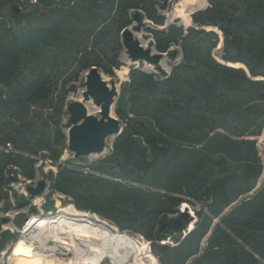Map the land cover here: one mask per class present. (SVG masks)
<instances>
[{"label":"trees","instance_id":"trees-1","mask_svg":"<svg viewBox=\"0 0 264 264\" xmlns=\"http://www.w3.org/2000/svg\"><path fill=\"white\" fill-rule=\"evenodd\" d=\"M147 2L0 0V146L10 142L19 151L0 148V210L12 208L9 190L18 174L36 176L34 155L46 151L58 161L64 153L67 137L61 121L71 78L93 65L114 73L121 65V31L140 13L165 23L164 15ZM209 2L193 13L195 25L187 30L176 23L150 28L158 50L172 57L182 54V59L165 75L131 71L119 98L127 111L116 109L128 124L115 150L97 162L128 168L134 180L163 191L123 185L69 166L89 164L109 173L87 156L69 159L51 174L52 188L72 196L77 208L98 212L122 228L141 223L163 264H185L198 253L214 218L253 190L264 169L256 138L264 128V79L219 62L213 56L218 35L204 27L223 28L225 59L243 61L253 76H264V0ZM5 3L10 5L7 11ZM17 5H23L22 11ZM184 194L203 203L195 228L182 239L179 232L177 245L163 244L159 241L172 237L171 229L187 220L177 209ZM15 196L17 207L27 204L23 194ZM174 212L178 214L171 217ZM233 231L264 255V185L254 199L220 217L209 247L194 264H255L257 259L247 251H234L238 243Z\"/></svg>","mask_w":264,"mask_h":264},{"label":"rangeland","instance_id":"rangeland-1","mask_svg":"<svg viewBox=\"0 0 264 264\" xmlns=\"http://www.w3.org/2000/svg\"><path fill=\"white\" fill-rule=\"evenodd\" d=\"M26 1V0H22ZM147 4L155 5L154 9H157V14H163L165 18L164 24H156L155 22L151 21L150 18H148L145 14L141 15V11H139V15L137 18L133 19L132 23L129 25V27L133 30L135 33V36L139 38L141 43L145 46L151 45L152 42H155V37L152 34L150 28L151 27H158L161 29H167L170 24L176 23L181 24L184 26V28H188L190 26H194L195 23L192 20V13L193 11L204 9L209 5V0H166L165 1V7H161L164 0H159L160 3L155 4V0H147ZM152 2V3H151ZM149 5V6H150ZM23 5H17V9H19V12L22 11ZM31 6V5H29ZM8 7L10 5L8 3L4 4V10L7 11ZM33 7H31L29 11L33 10ZM143 12V11H142ZM183 12V13H182ZM141 15V16H140ZM209 27V26H208ZM207 27V28H208ZM211 27H209L210 29ZM185 29V30H186ZM214 29L218 35L219 43L217 46L213 49V56L217 58V60L220 59L224 60L223 54H224V40L226 38V33L224 32L223 28L216 25L214 26ZM213 29V30H214ZM120 38H122V33L120 34ZM153 47L156 49V45L154 43ZM172 49H175L176 51H179L180 53V46L174 45L171 47ZM114 52L111 51V55ZM181 54H178V57H172L170 54H165L163 56V59L159 64H152L148 62H133L129 56V52L126 50V47L123 46V49L121 50V65L116 67L114 69V73H108L102 70L103 78L107 81V83L112 86V84H115L118 90L117 95L115 96V101L113 102L112 106V113L114 116L119 117L120 121L122 123L123 127H126L128 124V118L127 117H121L116 109L120 106L124 112L127 111L126 104L123 103V105H120L119 98L125 88V83L129 82L131 80V71L136 70H142L146 71V73H155L160 75H165V73H169L172 69V66L176 64V62L180 61ZM137 67V68H136ZM87 69L81 70L78 74H76L75 78L72 77L71 81L68 82L67 88H69V94L66 98V103H64V108L62 112V130L67 135L68 133V127L66 126V122L69 119V110L68 105L73 100H84V104L87 107V111L89 113L95 114L97 116H101L100 110L102 109L99 104H97L92 98H86L85 97V90H86V72ZM67 75V74H66ZM66 79H69V76H66ZM91 100V102H88ZM88 103V104H87ZM132 114H129L131 116ZM118 134H112L107 137V143H106V149L103 153H92L90 155H87L89 158V163L93 162L95 165H97V162L100 159H103L104 157L109 156L110 153H112L115 150V142L118 140ZM259 149L261 151V156L264 162V128L261 135L257 137ZM6 145H1L0 148L5 149ZM3 149V150H4ZM9 151L14 150L13 143L11 144V147L8 149ZM46 152V151H45ZM43 152L38 155H34L36 158V162L34 167L36 168V176L34 178H27L24 177L22 174L19 175L18 180L16 182L12 183V191L9 192L11 195L12 200V208L8 211H4L3 209L0 210V217L3 219H0V234L1 232L6 228H11L15 231V234L20 237L23 234V226L27 224V217H32L33 215L38 216H46V215H59L60 213H71V212H77L79 209L74 203V198L70 196L69 194L62 193L61 191L54 190L52 188L54 182L51 174H56V172L59 171V164L64 165L65 162L69 159L74 158V152L68 147L64 153L62 154L61 158L58 161H52L50 157L48 156V153ZM47 154V156H45ZM29 155V154H28ZM49 157V158H48ZM113 164V163H112ZM112 164H108L107 161H104L103 163L99 164L104 167V169H108V172H99L96 170L93 166L85 165L83 167H75L73 164H70V167H73V169L80 170L85 172L88 175H98L102 176L104 179L114 180L116 182H119L123 185H131V186H141L145 188H151L152 190H162V188L157 187H150L148 185L142 184L136 180L133 177V174L128 175V168L122 170L119 166H112ZM97 165V166H99ZM129 167V166H128ZM13 170H17L16 166L11 167ZM147 167H143L141 169L138 168V175L141 174L139 170H146ZM105 169V170H106ZM130 169V168H129ZM125 173V174H124ZM131 177V178H130ZM45 179L47 181V187L44 192H42L39 195H31V193L28 191V188L30 185H36L41 179ZM264 185V169L262 174L260 175L257 185L253 188L252 191L247 192L245 194L240 195L235 201H233L230 206L222 213V215L226 214L228 210L233 209L234 207L240 205L245 200H251L254 199L256 196V193L263 188ZM15 192L18 194H23L26 197L27 204L23 207H17L18 204L17 198L15 196ZM182 198L184 199V202L188 204V206L191 208V212H194L195 217L192 215V213H185V215L193 216L191 219L193 221L197 220L199 217L198 210L203 207V203L199 201L196 198H193L188 195H182ZM2 206V205H1ZM184 206V203L182 202L180 205H178L177 209L180 211L182 207ZM61 208H65L63 212H61ZM76 208L78 210H76ZM87 210V209H86ZM84 210V211H86ZM190 211V209H188ZM88 214H90L93 218L100 217L101 219L107 220L109 223L113 224L114 226L118 227V223L115 220H112L108 218L107 216H103L102 214L96 212L94 213L93 210L86 211ZM119 212V213H118ZM113 212L114 214L118 215L121 214L120 211ZM178 213H170L169 215L171 217H175ZM184 214V213H182ZM221 215V216H222ZM114 216V215H111ZM122 216V215H121ZM124 216V215H123ZM122 216V218L125 220V218ZM214 218V221L212 223L211 229L209 233L202 239L200 250L198 253L192 255L189 257L187 262L185 264H194L196 259L203 256L207 248L210 244V236L212 235L215 226L220 221V217ZM5 218V219H4ZM128 219V218H126ZM184 219V218H182ZM126 222V220H125ZM136 222V221H133ZM130 227L128 228L129 234L133 237V239L137 242L138 245H141L142 243L147 242L148 237L144 234V231L140 229L142 227L141 223L139 225L135 223H130ZM182 223H177L178 227L181 226ZM139 227V228H138ZM177 227V228H178ZM171 229V233L173 236H167L165 240L170 244L171 246L177 245L178 242L176 240V236L181 232V238H184L189 231L185 232V229ZM36 226L32 228V230H35ZM186 233V234H185ZM232 238L236 240L238 244H235L234 251L237 254L242 253L243 251H247L249 254L254 256L255 259H257V262L255 264H264V255L259 253L255 248H252L249 244L246 243L235 231L232 233ZM16 239V236H15ZM15 239H13L5 251L0 255V264H15V259L12 255V249L15 244ZM151 240V239H150ZM149 240V241H150ZM58 257L61 259H69L72 257V254L69 250H66V247L63 246V249L58 250ZM237 256V255H235ZM158 257V255H157ZM158 261L160 264H162L161 259L158 257ZM235 262L231 263L234 264ZM64 264V263H62ZM103 264H113L112 260L110 258H106L103 261ZM139 264H143L140 262ZM145 264H151L149 261Z\"/></svg>","mask_w":264,"mask_h":264},{"label":"bare ground","instance_id":"bare-ground-1","mask_svg":"<svg viewBox=\"0 0 264 264\" xmlns=\"http://www.w3.org/2000/svg\"><path fill=\"white\" fill-rule=\"evenodd\" d=\"M227 63L247 68L240 61ZM183 207L187 208L188 204L184 203ZM64 210L61 208V212ZM35 226L36 229L29 232ZM193 226L191 222L189 227ZM27 227L13 246L15 264H103L106 258L113 264H145L148 261L160 264L148 243L138 245L127 231L100 217L93 218L86 211L33 215ZM63 246L72 254L70 260L57 256Z\"/></svg>","mask_w":264,"mask_h":264},{"label":"water","instance_id":"water-1","mask_svg":"<svg viewBox=\"0 0 264 264\" xmlns=\"http://www.w3.org/2000/svg\"><path fill=\"white\" fill-rule=\"evenodd\" d=\"M124 46L133 60L145 59L150 63H159L163 53L154 51L151 46L145 47L135 37L131 28H125L122 32ZM87 90L84 92L86 98L101 105V116L89 114L87 107L82 101L70 102L68 110L70 117L66 122L69 128V147L76 152V156L88 155L93 152H101L105 148L106 139L111 134L119 133L121 122L112 114V105L117 95L115 84L110 88L107 81L97 66H92L88 71L86 79ZM46 188V180L39 181L37 186H30L29 191L33 195L41 194ZM14 237L11 229H6L0 236V253L6 248L8 242ZM237 264H246L239 262Z\"/></svg>","mask_w":264,"mask_h":264}]
</instances>
